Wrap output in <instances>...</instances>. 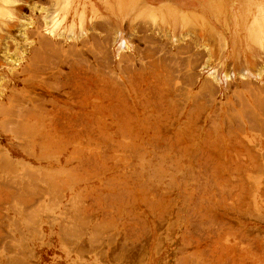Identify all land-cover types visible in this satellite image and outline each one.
<instances>
[{
    "label": "rangeland",
    "instance_id": "rangeland-1",
    "mask_svg": "<svg viewBox=\"0 0 264 264\" xmlns=\"http://www.w3.org/2000/svg\"><path fill=\"white\" fill-rule=\"evenodd\" d=\"M177 262L264 264V0H0V264Z\"/></svg>",
    "mask_w": 264,
    "mask_h": 264
},
{
    "label": "bare ground",
    "instance_id": "bare-ground-1",
    "mask_svg": "<svg viewBox=\"0 0 264 264\" xmlns=\"http://www.w3.org/2000/svg\"><path fill=\"white\" fill-rule=\"evenodd\" d=\"M40 50H41V49H40ZM42 52H43V51H42ZM36 53H37V52H36ZM36 53H35V54H36ZM39 54H40V53H39ZM64 54H65V53H64ZM61 55H62V54H61ZM36 56H37V55H36ZM36 56H35V57H36ZM39 56H40V55H39ZM41 56H42V55H41ZM41 56H40V57H41ZM32 59H33V58H32ZM37 59H39V57H38ZM31 63H32V62H31ZM33 63H34L33 65L35 66V65H39L38 63H40V62L37 63V60L35 59ZM36 63H37V64H36ZM45 64H46V63H45ZM31 65H32V64H31ZM44 66H45V65H44ZM36 67H37V66H36ZM36 67H35V68H36ZM39 68H40V67H39ZM39 68H38V69H39ZM46 69H47V67H46ZM43 70H44V69H43ZM31 71H32V69H31ZM21 73H22V72H21ZM41 73H42V71H41ZM36 75H37V74H36ZM36 80H37V79H36ZM43 82H44V80H43ZM18 95H19V94H18ZM17 100H18V99H17ZM27 101H28V100H27ZM29 101H30V100H29ZM17 102H18V101H17ZM53 102H54V101H53ZM32 103H33V102H32ZM62 107H63V106H62ZM260 107H261V106H260ZM33 108H34V107H33ZM38 109H39V108H38ZM42 110H43V109H42ZM20 112H21V110H20ZM35 112H36V111H35ZM9 113H10V112H9ZM31 113H32V112H31ZM252 113H253V112H252ZM18 116H19V115H18ZM25 116H26V115H25ZM39 116H40V115H39ZM11 117H12V115H11ZM43 117H44V116H43ZM9 119H10V117H9ZM43 119H44V118H43ZM16 121H17V120H16ZM20 121H21V120H20ZM3 124H4V123H3ZM6 125H7V124H6ZM28 137H29V136H28ZM24 140H25V139H24ZM25 143H26V142H25ZM50 150H51V149H50ZM54 152H55V151H54ZM43 153H44V152H43ZM21 163H22V162H21ZM2 164H3V163H2ZM22 173H23V172H22ZM41 173H42V172H41ZM45 173H47V172H45ZM42 174H43V173H42ZM49 175H50V174H49ZM49 177H50V176H49ZM33 178H34V177H33ZM41 178H43V177H41ZM50 178H51V177H50ZM3 179H4V178H3ZM43 179H45V178H43ZM54 181H55V180H54ZM11 183H12V182H11ZM38 183H39V181H38ZM38 183H36V184H38ZM53 183H54V182H53ZM56 183H57V182H56ZM20 184H21V183H20ZM49 184H50V183H49ZM16 185H17V184H16ZM56 185H58V183H57ZM54 186H55V185H54ZM31 187H32V186H31ZM18 189H19V188H18ZM54 189H55V188H54ZM58 189H59V188H58ZM49 190H50V189H49ZM35 192H36V191H35ZM36 193H37V192H36ZM44 193H45V192H44ZM38 194H39V193H38ZM50 195H51V193H50ZM24 198H25V197H24ZM16 199H17V198H16ZM16 199H15V200H16ZM23 200H24V199H23ZM17 201L19 202V200H17ZM34 212H35V211H34ZM24 214H25V213H24ZM28 215H29V214H28ZM31 215H32V213H31ZM74 218H75V217H74ZM29 219H30V218H29ZM30 221H31V220H30ZM34 222H35V220H34ZM82 222H83V220H82ZM82 222H80V223H82ZM77 223H78V222H77ZM112 224H113V223H112ZM79 226H80V225H79ZM74 227H75V226H74ZM82 227H83V226H82ZM85 227H86V226H85ZM65 229H66V228H65ZM72 230H73V229H72ZM66 231H67V230H66ZM93 231H94V230H93ZM68 232H69V231H68ZM102 232H103V231H102ZM66 233H67V232H66ZM70 233H71V232H70ZM70 233H69V234H70ZM64 236H65V235H64ZM67 237H68V236H67ZM222 237H223V236H222ZM90 238H91V237H90ZM94 238H95V237H94ZM99 238H100V237H99ZM75 239H76V238H75ZM79 239H80V238H79ZM96 240H97V239H96ZM73 241H74V238H73ZM93 241H94V240H93ZM76 242H77V241H76ZM71 243H72V242H71ZM78 243H79V242H78ZM95 243H96V242H95ZM93 244H94V243H93ZM80 249H82V248H80ZM122 251H123V250H122ZM195 255H196V254H195ZM189 261H190V260H189ZM232 262H233V261H232ZM19 264H20V263H19ZM177 264H178V262H177ZM183 264H184V263H183ZM185 264H186V263H185ZM190 264H191V263H190ZM193 264H194V263H193Z\"/></svg>",
    "mask_w": 264,
    "mask_h": 264
}]
</instances>
